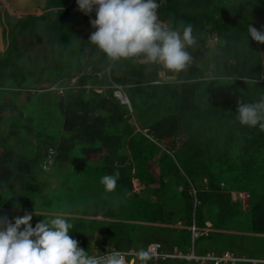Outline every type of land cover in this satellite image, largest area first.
Listing matches in <instances>:
<instances>
[{
  "label": "trees",
  "instance_id": "obj_1",
  "mask_svg": "<svg viewBox=\"0 0 264 264\" xmlns=\"http://www.w3.org/2000/svg\"><path fill=\"white\" fill-rule=\"evenodd\" d=\"M158 3L161 21L191 23L197 39L188 48L192 61L179 72L139 57L106 58L88 44L95 12L85 15L76 0H47L41 15L0 13L5 46L0 51V208L19 205L30 211L34 227L43 217L54 216L38 212L63 213L71 209V201L83 199L81 214L121 222L68 218L78 246L90 251L85 235L92 230L115 250L136 251L133 264H196L153 260L144 255L149 243H158V253L165 254L193 249L195 255L229 251L239 258L264 259V189L256 188L264 176V130L241 126L234 116L238 101L254 102L264 95V43L246 39L248 24L260 29L254 20H264V0ZM214 35L220 43L210 51L206 40ZM159 71L171 79L159 82ZM73 78L71 94L66 85ZM113 84L122 85L129 106L113 95ZM52 86L56 89L49 90ZM58 87L65 88L59 93ZM183 134L186 138L180 140ZM17 138H23L27 151L18 148L20 141L12 144ZM38 146L54 150L52 164L58 170L70 163L84 167L92 154L112 166L128 151L135 177L145 185V198L131 192V184L112 190L118 199L107 203L87 194L69 196L57 187L55 198L40 194L36 174L45 156ZM250 178L251 186L240 184ZM181 180L182 188L176 185ZM242 191L248 193L243 207L238 199L231 200ZM24 214L0 209L9 221ZM241 217L247 226L230 225ZM206 222L212 231L192 240L188 228H204Z\"/></svg>",
  "mask_w": 264,
  "mask_h": 264
},
{
  "label": "clouds",
  "instance_id": "obj_2",
  "mask_svg": "<svg viewBox=\"0 0 264 264\" xmlns=\"http://www.w3.org/2000/svg\"><path fill=\"white\" fill-rule=\"evenodd\" d=\"M76 5L85 15L95 12V18L89 20L94 31L88 44L110 60L139 57L173 72L185 69L192 61L188 48L197 43L193 26L161 21L158 0H76ZM248 36L264 43V28L257 30L248 24L246 39ZM234 116L241 126L264 130V95L254 102L238 101ZM118 176L115 172L100 177L105 192L114 190ZM67 216L43 217L34 227L32 214L27 212L13 221L0 216V264H123L118 253L97 256L80 248L70 235L73 224Z\"/></svg>",
  "mask_w": 264,
  "mask_h": 264
},
{
  "label": "crops",
  "instance_id": "obj_3",
  "mask_svg": "<svg viewBox=\"0 0 264 264\" xmlns=\"http://www.w3.org/2000/svg\"><path fill=\"white\" fill-rule=\"evenodd\" d=\"M7 11H8V9H6V12ZM0 12L2 13V10H0ZM8 14L12 15L11 13H8ZM0 19H1V21L3 20L2 16H0ZM210 38H212V39L214 38L216 41L215 44L213 45V47L220 43L218 36H215V35L209 36V37H207V40ZM2 40H3V27H2ZM207 40H206V42H207ZM3 44H4V41H3ZM159 72L164 73L163 71H159ZM164 75L170 76V75H166L165 73H164ZM166 80L167 79L161 78L159 82L166 81ZM111 86L114 88V91L116 90V87H120V89H123L122 85L113 84ZM101 90L102 89H97L96 91L100 92ZM73 92H74V90H71V94H73ZM113 95L116 98H118L114 93H113ZM21 97L23 98V96H21ZM6 112H8V111H5L4 113H6ZM129 123L132 124L133 120L129 121ZM43 149H47V150L51 149L52 150L51 147H46V146H43ZM52 151L54 154V150H52ZM91 156H92V159L85 162L83 164V165H85L84 167L82 166V164L81 165L76 164L75 165L76 167H75L74 164L70 163V165L68 164L67 166L63 167L62 170H58L56 167L53 166V164H52L53 158H52L51 163L49 165L50 166L49 170H45L42 168L41 172H38L36 174L37 175L36 180L38 181V183L40 185L39 189H38V190H40V194L45 193V194L49 195L50 198H55L56 193L52 192V191H54L55 190L54 188L57 187V189H63V193H67L68 195L70 194L69 196H72V194H75V197H79L83 194H87L88 199H94V200L103 199V201L105 203H107V201H110L111 198H113V199L117 198L118 199V197L116 196V194H114L115 190L113 192H105L103 186L99 183L100 177L103 176L104 174H113L115 172H118L119 176H118V179L116 182V187L114 189H127V184H131V187H132L131 192L138 194L139 197L142 199L145 198V192H144V189H146L145 185L143 183H141L135 177V168H134L133 164L131 163L132 156L130 155V153L128 151L123 153V156H124L123 158H121L119 156L118 160H116L112 166H110L107 163V161H105L104 159H101L102 156L100 154H97V155L92 154ZM52 157H53V155H52ZM122 160H124L123 163L121 162ZM81 170H84V172L82 174H80L79 176L75 177L76 172L81 171ZM127 177H129V179ZM69 180H71V181H69ZM67 181H69V182H67ZM67 185L73 186L72 191L68 192L66 190V189H69V186L67 187ZM176 185L179 186V183L178 184L176 183ZM176 185L173 186V188L177 187ZM150 188H152V186ZM74 189H76V190H74ZM131 192L125 194V197L127 198L128 196H130ZM234 193H236V192H234ZM239 193L248 194L247 192H244V191L239 192ZM146 195H147V193H146ZM26 197L27 196H23L22 201H25ZM147 199L154 202L156 200V197L149 194ZM71 202H72L71 205H73L71 207V209H70V207H68L69 209L67 211L63 212V213L68 214L67 218L90 219V220H97V221H105V222H109V223L121 222V220L112 219V218L109 219V218L102 217L101 215H98V213L95 215L94 214H87V213L81 214L80 210L82 209L81 204L83 202V199H78L76 201H71ZM243 204H244V200L242 203V207L244 206ZM0 209L1 210L15 211L18 213L29 212L28 210H21L18 208H13V209L12 208H0ZM35 213H37V212H35ZM38 213L43 214V215H56V214H58V213H53V212H42V211H40ZM60 213H62V212H60ZM157 225H159V224H157ZM162 226L169 227V228H171V227L181 228L180 224H176V225L162 224ZM205 229H207V232L212 231V228H211L209 222L205 223ZM213 230L215 231L216 229H213ZM216 231H220V230H216ZM223 232L235 233V231H223ZM85 240L87 243H90L91 248H90L89 254H92V255L98 256V255H102L106 252H129V251H131L133 253H137L136 251L134 252L133 249H129L127 251L115 250L108 243V240H104V241L100 240L98 233L94 232L92 230L87 231V233L85 235ZM150 244H152V243H149L148 245H150ZM153 244H158V243H153ZM148 245H147V247H148ZM224 252H229V251H224ZM224 252H221L220 254H222ZM220 254H218V255H220ZM135 257L136 256H132L129 261L127 259H125V264H128V263L130 264V262L134 261ZM131 264H133V263H131ZM230 264H233V263H230Z\"/></svg>",
  "mask_w": 264,
  "mask_h": 264
},
{
  "label": "built area",
  "instance_id": "obj_4",
  "mask_svg": "<svg viewBox=\"0 0 264 264\" xmlns=\"http://www.w3.org/2000/svg\"><path fill=\"white\" fill-rule=\"evenodd\" d=\"M134 59H137L138 57H133ZM171 77H166V79H170ZM73 81V79L70 80V83ZM72 84V83H71ZM74 83L72 85H69L70 88H73ZM65 87H58L57 90L59 93L62 92V89ZM56 87L52 86L49 88V90H55ZM121 91L120 87H116V90L114 91V94L120 99V102L123 104H126L129 106V104L127 103V99H125V95L124 93ZM124 97V98H122ZM52 154L53 151L51 149H48L47 151V155L43 161L42 164V168L45 170H49L50 168V163H51V159H52ZM237 196H239L242 200L246 199L248 197V194H241V193H237L235 194ZM236 196V197H237ZM189 230L191 232V239H195L197 237H199L202 233L207 232V229H199L197 228L194 224H192L189 227ZM158 248L159 245L158 244H150L147 247L146 252L144 253V255H149L153 258V260H156L158 258L164 259V258H178V259H186V260H192L194 261L196 264H227V263H234L236 261H247L250 262L251 264H256V263H261L264 264V259H251V258H239L236 255H234L233 253L230 252H224L220 255H216L213 252H207L201 255H195L193 253V249H191L188 253L186 254H182L179 252L174 251L173 254H165V253H158ZM118 253L119 256L123 259V264H125V259L126 256H137V253H133L131 251L129 252H115Z\"/></svg>",
  "mask_w": 264,
  "mask_h": 264
},
{
  "label": "rangeland",
  "instance_id": "obj_5",
  "mask_svg": "<svg viewBox=\"0 0 264 264\" xmlns=\"http://www.w3.org/2000/svg\"><path fill=\"white\" fill-rule=\"evenodd\" d=\"M49 2V1H48ZM7 5L5 4V1L4 0H0V10H2V13H3V11H6V7ZM48 5L46 4V6H45V8L44 9H36L35 11H33L32 13H31V15H41L43 12H45V11H47L46 10V7H47ZM8 9V13H12V15L14 16H17V17H23V16H27V15H25V14H21V13H19V12H17V13H13V11L10 9V8H7ZM48 10H50V9H48ZM53 10V9H52ZM6 12V13H7ZM1 13V12H0ZM10 15V14H9ZM229 19V18H228ZM254 22H255V25H257L258 26V28H264V20H262V21H260L259 19H255L254 20ZM0 25L3 27L4 26V24H3V22L1 21V19H0ZM259 29V30H260ZM81 34L82 35H87V32H81ZM215 36H217V35H215ZM3 40H4V37H3ZM2 40V41H3ZM215 39L213 38H210V39H208L207 40V42H206V45L209 47V50L210 51H212L213 50V45L215 44ZM208 66V65H207ZM209 70H211L212 68L211 67H209L208 68ZM89 71V70H88ZM159 76L162 78V79H166V77H170V76H165L164 75V73H162V72H159ZM171 79V78H170ZM74 81H75V79H73V81L71 82L72 84L74 83ZM70 82H68V84L66 85L67 87H69V85H72ZM71 90H75V88L73 87V89L72 88H70ZM85 91V90H84ZM98 92V91H97ZM83 93V92H82ZM7 113V112H6ZM6 113H4V114H6ZM186 138V136L183 134V135H181L180 137H179V139L181 140V139H185ZM18 139V138H17ZM23 139V138H22ZM22 139H18V140H13L12 141V144H14V145H18L19 143H18V141H20V146L18 147V148H21L22 149V151H27L29 148H28V146L27 145H25V141L24 140H22ZM24 141V142H23ZM175 144H176V146H178L179 144L178 143H176L175 142ZM23 146H25L24 148H23ZM34 146V144H32L31 143V147L32 148H34L33 147ZM39 147V146H38ZM31 148V149H32ZM43 148V146H40L39 147V149H42ZM46 151H48V150H45L44 149V156L46 157V155H47V152ZM87 159L88 160H90V159H92V156L91 155H87ZM153 165H156V161H154L153 162ZM258 177V176H257ZM240 184H242V185H245V186H251V178L250 179H248V180H246L245 182H241ZM185 185V181L184 180H181V181H179V187L180 188H182L183 186ZM223 186V185H222ZM173 188V187H172ZM256 188L258 189V191H262V189H264V176L262 177V178H259L258 179V184L256 185ZM181 190V189H180ZM189 192L190 193H192V191H191V189H189ZM33 194H34V192H33ZM147 194H148V192H147ZM243 195V194H242ZM237 195H232V197H231V200H233V199H238L241 203H243V200L239 197V196H237ZM20 203H24V202H20ZM33 204H35V203H33ZM244 205V204H243ZM36 211V210H35ZM30 212V211H29ZM36 212H38V211H36ZM178 211L176 210V213H177ZM230 225L231 226H233V227H240V228H243V227H245V226H247V224L245 223V218H240L239 220L238 219H236V218H233V219H231L230 220ZM178 228V227H177ZM208 244V243H207ZM204 254V253H203ZM131 263H133V261L132 262H130V264ZM129 264V263H128Z\"/></svg>",
  "mask_w": 264,
  "mask_h": 264
},
{
  "label": "water",
  "instance_id": "obj_6",
  "mask_svg": "<svg viewBox=\"0 0 264 264\" xmlns=\"http://www.w3.org/2000/svg\"><path fill=\"white\" fill-rule=\"evenodd\" d=\"M4 1L7 7H9L13 11V13L19 12L25 15H30L36 9H43L47 4V0H4ZM2 50H4V44L2 41V27L0 26V51Z\"/></svg>",
  "mask_w": 264,
  "mask_h": 264
},
{
  "label": "bare ground",
  "instance_id": "obj_7",
  "mask_svg": "<svg viewBox=\"0 0 264 264\" xmlns=\"http://www.w3.org/2000/svg\"><path fill=\"white\" fill-rule=\"evenodd\" d=\"M6 7H7V6H6ZM7 8H8V7H7ZM7 8H6V9H7ZM11 14H12V13H11ZM121 90H122V89H121ZM45 150H47V149H45ZM46 152H47V151H46ZM152 244H153V243H152ZM134 252H135V251H134ZM139 253H140V252H139ZM144 253H145V252H144Z\"/></svg>",
  "mask_w": 264,
  "mask_h": 264
}]
</instances>
